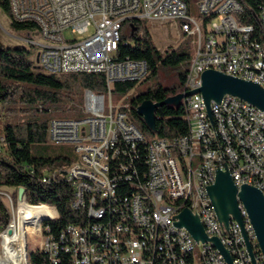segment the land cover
<instances>
[{"label": "built area", "instance_id": "2783aa9c", "mask_svg": "<svg viewBox=\"0 0 264 264\" xmlns=\"http://www.w3.org/2000/svg\"><path fill=\"white\" fill-rule=\"evenodd\" d=\"M8 3L18 19L39 22L41 43L18 34L23 44H30L38 69L56 76L102 74L105 83L102 94L84 91L83 113L88 116L52 119L47 127L48 143L73 146L75 155L85 159V167L73 162L49 173L42 182L57 177L69 182L71 207L87 220L83 225H68L57 239L43 232L44 241L32 252L47 254L50 264H60L61 252L70 256L69 264H226L212 245L187 247V239L193 238L174 224V217L187 208L198 216L206 236L227 248L232 264H250L239 226L230 221L224 230L218 222L207 183L214 180L217 169L226 166L242 185L257 183L264 189V113L250 114L242 105H234L233 97L212 103L209 118L200 94H193L183 98L181 105L188 125L186 135L173 140L153 137L141 143L134 136L138 127L129 117L130 105L115 107L111 97L115 84L137 85L149 75L144 61L116 59L121 26L128 19L153 28L173 25L184 38L192 39L183 94L198 89L201 74L211 68L264 85V0L257 11L250 5L246 9L256 25L243 24L245 10L240 0H197L199 22L183 12L181 0ZM43 49H51V56H43ZM119 113H126L128 122H119ZM140 146L145 150L146 169L141 174L136 166ZM219 146H226V153H219ZM125 186L129 195L121 194ZM13 191L18 193V189ZM6 192L2 194H13ZM159 198H166L171 211H162ZM21 200L26 203L24 196ZM101 210H109L108 221L95 224ZM247 217L241 216L243 227L257 263L262 264ZM15 232L17 227L0 231V264H16ZM99 247H109L110 256L97 257ZM9 254L10 260H4ZM187 254H194V261H187Z\"/></svg>", "mask_w": 264, "mask_h": 264}, {"label": "trees", "instance_id": "16d2710c", "mask_svg": "<svg viewBox=\"0 0 264 264\" xmlns=\"http://www.w3.org/2000/svg\"><path fill=\"white\" fill-rule=\"evenodd\" d=\"M181 1L190 13V5L195 0ZM240 2L245 10L241 16L243 24L256 25L253 14L246 9L250 5L257 11L262 0ZM0 9L9 17L13 30L36 34V27L32 23L20 24L11 19L8 0L0 2ZM189 40L185 39L177 47L161 52L157 49L148 27L141 21L128 19L121 26L116 59L144 61L149 70L147 79L152 77L157 79L153 86L136 95L130 105L132 121L147 139L159 137L173 140L187 134L188 125L182 108L173 111L163 107L162 115L158 116L156 121L154 135L137 116L135 108L144 100L161 102L166 97L183 91L192 57ZM32 54L30 47L6 46L0 41V118L3 120L0 126V189L22 188V196L29 205L45 206L52 218H55L44 221L41 225L42 230L45 235L50 234L57 239L68 225H83L87 217L71 207L73 188L64 178L57 177L48 183L42 182V178L49 173L62 171L68 167L73 163V159L63 155L52 156L42 153L47 142L48 123L59 118L49 119L40 114L70 113L72 118L65 119H81L82 110L74 109V101L83 97L85 90L102 94L105 91V83L102 74L69 73L59 76L46 74L34 65ZM135 85L117 83L113 93L126 95ZM144 151L143 147L138 148L136 166L140 174L146 170ZM122 190L121 194L129 195L126 186ZM16 198L18 199V193L10 195L12 206L18 201H15ZM42 210L43 217H48V210L45 208ZM107 221L108 218L103 223ZM9 224L10 214L7 205L0 198V231L4 228L6 230ZM30 225L37 229L39 221L28 220L24 224L25 264H50L49 256L45 253L36 251L28 254L26 232ZM46 228L49 231H46ZM59 258L60 264L70 263V256L65 253L61 252Z\"/></svg>", "mask_w": 264, "mask_h": 264}, {"label": "water", "instance_id": "95a60500", "mask_svg": "<svg viewBox=\"0 0 264 264\" xmlns=\"http://www.w3.org/2000/svg\"><path fill=\"white\" fill-rule=\"evenodd\" d=\"M193 94H200L209 118H211V104H219L225 96L238 98L264 113V89L259 84L214 70H206L201 74L198 89L185 94L170 95L161 102L144 100L136 106L135 112L145 127L154 135L156 133V121L158 116L162 115V108L166 107L178 111L181 108L183 98ZM22 194L23 189H18L19 200L22 199ZM207 195L220 225L224 230H227L230 221L236 222L240 228L250 264H258L243 227L238 208L239 203H241L252 226L256 245L262 256V264H264V197L262 193L246 184L237 187L227 167L224 166L222 170H216L214 182L207 188ZM49 219L52 218L41 219L40 224ZM174 219L175 227L185 229L196 243H210L220 253L226 264H232V258L227 248L218 239L206 236L196 214L185 208Z\"/></svg>", "mask_w": 264, "mask_h": 264}, {"label": "rangeland", "instance_id": "374dc122", "mask_svg": "<svg viewBox=\"0 0 264 264\" xmlns=\"http://www.w3.org/2000/svg\"><path fill=\"white\" fill-rule=\"evenodd\" d=\"M2 0H0L1 2ZM197 0H195L193 3L190 5V15L196 19L198 22L202 20V18L198 14L197 10ZM147 26V25H145ZM152 37L153 41L157 47V49L161 52L166 51L168 48H175L181 43L184 42L186 38L182 34H180L177 30V28L173 25H163L161 28H153L151 26H147ZM20 32L13 30L10 27V20L9 17L7 16L6 13H4L0 9V41L6 45V46H17V45H25L26 47H30L29 44H23L18 38L20 36L18 35ZM35 38V39H34ZM32 41H36L37 43H41V40H38L39 37L36 34L31 35ZM190 46H191V52L193 53V42L192 39L189 40ZM36 55L32 56V61L35 62ZM35 65V63H34ZM157 79L155 78H149L145 80L144 82H141L133 88V90L126 94V95H116L112 94L111 97V104L113 106H118V105H131L132 99L136 97L140 92H144L146 89L149 87L153 86L156 83ZM175 80H172L174 82ZM172 84V83H171ZM168 86V85H167ZM83 97H81L79 100L74 101V109L82 110V115L88 116V114L83 113ZM105 105L108 106V97L106 96L105 98ZM40 116H47L49 119L50 118H59V119H65V118H72V114L70 113H49V114H40ZM129 117L131 120V114L129 113ZM134 122V121H133ZM3 120L0 118V126H2ZM136 124V123H134ZM146 138V137H145ZM147 139V138H146ZM34 149V148H33ZM42 153L45 155H63V156H68L69 158L73 159L74 165L76 167H85V160L83 157H77L74 153V147L71 145H52L49 144L48 141L45 144V148L42 150ZM4 191H7L8 193H13L12 188H3ZM6 192V193H7ZM2 193H0L1 195ZM10 197V195H9ZM9 197H6L5 194H2V199L4 200L5 205H7V209L10 212V224L8 225L7 229H14V227H17V232H15V239H14V244L18 245L23 243V230L21 227L18 226V204L19 201L16 198L14 203V207L11 205ZM12 199V198H11ZM14 200V199H13ZM23 200H20V203H22ZM27 203V202H26ZM27 252L30 254L32 252V249L37 247L39 244H41L44 241V235H43V230L40 226V229L38 231H33V229H30V227H27ZM18 236V238H16ZM22 249V248H21ZM21 249L19 251H21ZM19 251L17 253H19ZM22 252V251H21Z\"/></svg>", "mask_w": 264, "mask_h": 264}, {"label": "bare ground", "instance_id": "6f19581e", "mask_svg": "<svg viewBox=\"0 0 264 264\" xmlns=\"http://www.w3.org/2000/svg\"><path fill=\"white\" fill-rule=\"evenodd\" d=\"M181 8L183 10V12L188 13V9L187 6L181 1ZM10 17L11 19L16 22V23H20V24H30L32 23L33 25H35L36 27V34L38 35L39 39L43 41V33L41 28L39 27V22H37L34 19H18L15 12L13 10L10 9ZM23 33V32H21ZM25 35L29 36L30 40L32 41L33 39H31V35L32 33H24ZM35 34V35H36ZM35 39V38H34ZM37 41V40H36ZM32 41V43H37V42ZM27 45V44H26ZM30 45V44H29ZM43 56H51V49H43ZM36 64V59L35 62ZM210 70H214V71H218L221 73H224L226 75L235 77V78H239V79H243L246 81H252L253 80H248L247 78L244 77H237L235 74H232L230 71H224L222 68H211ZM263 89H264V85L263 84H259ZM222 100H233L232 96H225ZM234 105H242V108L245 109L246 111H248L250 114H258V109L254 108L253 106L249 105L248 103L239 100L238 98L234 97ZM118 121L119 122H128V115L126 113H119L118 114ZM134 136L141 142V143H149V139H146L144 137V135L142 134V132L139 129H134ZM47 141L48 139H50V130L47 128V137H46ZM2 141V140H1ZM219 153H226V146H219ZM85 160V159H84ZM234 184L239 187L242 185V182H238L237 179L235 178L234 174L232 173L231 170H228ZM214 182V180H209V182L207 183V188L212 185ZM250 186L258 189L263 197H264V189H260V187H257V183H250ZM159 205H162V211H171V204H166V198H159ZM42 208H45L46 210H48L45 206H29L26 203H22L18 212V216H19V220H18V226L22 228V232H23V243L18 245L14 244V249H15V262L16 264H25V260H26V243H25V235H24V224L26 221L28 220H33V221H39V225L37 229H34L32 225H30V229H33V231H38L40 228V222L41 219L45 218L46 216L43 217V210ZM239 211H240V216L243 215H247L245 209L243 208V206L241 205V203H239L238 205ZM49 212V218H52V215ZM10 214V212H9ZM11 215V214H10ZM109 218V210H101L99 212V214L95 217V224H102L104 221H106V219ZM232 223H236L232 220ZM106 224V223H103ZM247 224L250 228V235L253 237L254 239V244L256 245V240H255V236H254V232L252 229V226L250 224V221L247 217ZM11 230V229H8ZM16 238H18V236H16ZM14 239H15V233H14ZM187 247H196V242L194 241V239H187ZM200 247H211L210 243H200ZM22 248V249H21ZM257 248V245H256ZM21 249V251H19ZM19 251V253H17ZM259 257L262 258L261 254L259 253V250L257 248ZM12 256V255H11ZM104 256H110V249L109 247H99L97 250V257H104ZM10 254L7 255L6 259L10 260ZM187 261H194V254H187Z\"/></svg>", "mask_w": 264, "mask_h": 264}, {"label": "crops", "instance_id": "0c3cea01", "mask_svg": "<svg viewBox=\"0 0 264 264\" xmlns=\"http://www.w3.org/2000/svg\"><path fill=\"white\" fill-rule=\"evenodd\" d=\"M2 192H4L3 188L0 189V193H2ZM5 195H6V197H9L10 194H5ZM9 199H10V197H9ZM8 201H10V203H11V200H8Z\"/></svg>", "mask_w": 264, "mask_h": 264}]
</instances>
